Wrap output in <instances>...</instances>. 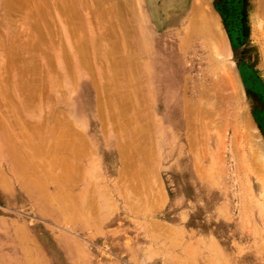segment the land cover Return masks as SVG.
<instances>
[{"label":"rangeland","instance_id":"374dc122","mask_svg":"<svg viewBox=\"0 0 264 264\" xmlns=\"http://www.w3.org/2000/svg\"><path fill=\"white\" fill-rule=\"evenodd\" d=\"M4 1L12 3L9 12L4 8ZM53 1L0 0V40L4 41L0 46L6 47V50L0 49L1 76L18 74L16 68L22 62L17 63L19 58L14 56V48L25 40L20 32L22 28L32 27V22H28L34 21L31 15L37 14V21L48 13L40 26L44 31L52 27L46 25L48 19V23H54L45 42L49 46L43 45L44 50L39 53L47 65L48 75L34 83L32 95L29 92L28 96L22 95L21 89L15 92L10 76L6 78L10 79L8 84L0 81V85L4 83V87L0 86V264H264V18L256 15L255 1ZM196 3L204 6L203 12L212 23V32L206 27L205 36L194 32L197 28L191 35L184 32L189 30L187 26L193 27L194 21L199 29L204 25L205 20L193 16ZM64 14L69 16L64 17ZM71 17L76 23L66 19ZM74 17L78 18L74 20ZM120 19L125 20L126 27L132 31L127 35L131 37L123 39L131 43L126 48H121L119 42L121 31L118 32L117 23ZM112 27L114 31L110 30ZM78 28L81 31H77ZM214 29L223 32L226 42L218 40ZM91 38L99 42L93 47L95 52L91 48L86 54L87 61L91 59L94 65L86 63V58L80 63L77 45ZM106 49L111 51L105 54ZM98 51H105L104 56ZM65 53L71 54L70 66L69 55L66 58ZM105 57L110 59L105 60ZM71 66L73 69L69 68ZM109 69L112 77L118 74L117 79L125 82L111 78L106 72ZM128 70L134 72L133 79ZM69 72L76 75V79L74 75V79L71 78ZM106 74L116 81L111 85L115 84L116 90L113 89L120 93L115 94L112 87L108 89L104 85L109 83L108 77L103 78ZM92 78L97 79L103 89L106 87L108 93L114 92L108 102L107 92L104 94L102 86ZM94 84L97 91L101 89L100 99L105 95L101 101ZM38 90H41L40 95ZM132 91L137 97L130 94ZM127 95L133 102L131 105ZM111 97L116 98L119 108L123 102L133 107L138 102L139 112L133 111V107L128 108L132 110L128 112L130 110L124 106L120 112L126 109L127 112L119 113L117 105L110 107V103H115ZM98 106L103 111L97 109ZM106 106L112 110L105 109ZM58 108L59 114L63 111L67 114L63 113L65 120H62L63 114H55ZM113 109L119 114H113ZM100 112L104 113L103 117L98 116ZM115 114L116 120L123 114L119 123L116 121L118 125L113 121ZM132 115H136L135 121ZM143 116L148 117L142 121ZM122 117L128 120L123 121ZM129 117L133 124H128ZM139 117L142 119L138 120ZM120 120L127 124L123 125ZM29 123H34V127ZM65 124L71 125L70 131ZM120 124L126 131L116 129ZM62 127H66L68 136L73 138H68ZM22 129L28 132L25 134ZM60 135H64L65 140ZM56 137L64 140L63 147L60 146L63 149L56 147L57 151L54 150L59 141ZM68 139L75 143L71 144L74 151L70 153L67 150L72 147ZM123 139L129 142H122ZM47 140L54 142H49L48 147ZM81 143L87 148L82 147L78 152ZM44 147L49 148L43 151L47 160L41 152ZM39 152L44 157L41 158ZM130 152L131 155H127ZM43 159L48 164L51 161V166ZM38 166L55 173L41 171ZM46 178L50 181H45ZM62 190L71 196L65 198Z\"/></svg>","mask_w":264,"mask_h":264},{"label":"bare ground","instance_id":"6f19581e","mask_svg":"<svg viewBox=\"0 0 264 264\" xmlns=\"http://www.w3.org/2000/svg\"><path fill=\"white\" fill-rule=\"evenodd\" d=\"M63 1L65 2V0H62V2H63ZM194 1H196V0H194ZM254 1H255V9H254V11L256 12V15H258V16H262V17L264 18V0H254ZM4 2H5V7H4V8H5V10H6V8H7L6 11L9 12V9L11 8L12 3H11V2H7V1H4ZM18 2H19V0H18ZM21 2H22V1H21ZM53 2H55V0H54ZM62 2H61V3H62ZM72 2H73L72 5L75 6V5H74V1H72ZM72 2H71V3H72ZM86 3H87V2H86ZM20 4H21V3H20ZM41 4H42V3H41ZM59 4H60V3H59ZM62 4H64V3H62ZM196 4H197V7L194 8V14H195V15H193V16H196L197 18H201V20L203 19L202 21L205 20V21H204V25H203V27L200 26V29H199V27L197 26V22L194 21V22H193V27L190 29V27L187 26V28H189V30H185L184 32L186 33V31H187V34H190V35H191L190 32H193V30L197 28V31L195 30L194 32H198V33L201 32V33L204 35L205 32H206V29H207L206 27H209L210 31L212 32V30H213V28H211V26H212L211 24H212V23H210V21L207 20V18H206V17H207V16H206V13L203 12L204 6H203L202 4H200V3H199V4L196 3ZM21 5H22V4H21ZM86 5H87V4H86ZM3 6H4V5H3ZM64 6H68V5H64ZM64 6H63V8H64ZM194 6H196V5H194ZM9 7H10V8H9ZM53 7H54V6H53ZM54 8H55V7H54ZM61 8H62V7H61ZM63 8H62V9H63ZM65 8H66V10H67V7H65ZM65 8H64V9H65ZM13 9H14V8H13ZM17 9H18V8H17ZM64 9H63V10H64ZM74 9H75V8H74ZM191 9L193 10V6L191 7ZM10 10H11V9H10ZM23 10H24V9H23ZM35 10H37L36 7H35ZM69 10H70V9H68V11H69ZM75 10H76V9H75ZM76 11H77V10H76ZM76 11H74V12H76ZM64 12H65V11H64ZM70 13H71V10H70L69 14H70ZM76 13H78V11H77ZM76 13H74V14H76ZM190 13H191V12H190ZM196 13H197V14H196ZM6 14H7V13H6ZM10 14H11V12H10L8 15H10ZM29 14H30V13H29ZM31 14H32V13H31ZM31 14H30V15H31ZM33 14H34V13H33ZM35 14H36V13H35ZM46 14H48V13H46ZM46 14H44V15H46ZM66 14H67V12H66ZM122 14H123V13H122ZM12 15H13V14H12ZM18 15H19V14H18ZM30 15H29V17H30ZM36 15H37V14H36ZM36 15H35V16H36ZM42 15H43V13H42ZM44 15H43V16H44ZM118 15H119V14H118ZM35 16L33 17V16L31 15V17L34 19V21H33V20H31V21L29 20V21H28V22H32V27H31L30 29L27 28V27H26V28H22V29H24V30L20 31V32L22 33V35L25 36V38H24L25 40H23V43L20 44V45H18V46L15 47V48L12 46V47L15 49L14 56L17 57V58H19V61L17 60V63H18V62H22L20 65H19V64L17 65L18 68H16V69H18V70H17V71H18V72H17L18 74H16V76H14V77H11L10 75H7V76H6V75H5V76H1V74H0V81H1V82H3V81H4L5 83L9 82L8 80H10V79H6V78H7L8 76H10V78H12L10 81L14 82V84H15V89H14V91L17 92V90H20V89H21V93H22V95H23V94L25 95V93H26L27 96H28V93H27V92H29V93L31 94L33 91H35V90H34V83H38V82L42 81V79L48 75V73L46 72V71H47V65H46V63H45L44 61H42V60H43V57H42V56H39V53H42V49H43L42 46H43V45L45 46V44H46L45 42L47 41V38L50 37L49 34L51 35V32H50L51 28H54V27H53V26H54V23H53L52 25H51L52 21H51V23H48V22H49V19L47 18L48 21H46V25L49 26L48 24H50V26H52V27L49 26V27H50V30H49V27H48V29L46 28V29L49 30V31H44V30H42V29L40 28V26H42V25H41V22H42V19L44 20V18H43V16H41V18H40L39 20H38V18H37V21H35ZM63 16H64V17H68L69 15L65 16V14H64ZM72 16H74V15H72ZM76 16H77V15H76ZM44 17H45V16H44ZM78 17H79V15H78ZM78 17H77V18H78ZM196 17H194V18H196ZM19 18H22V17H19ZM19 18H18V19H19ZM23 18H24V17H23ZM54 18H55V17H54ZM56 18H57V16H56ZM74 18H75V17H74ZM77 18H75L74 20H76ZM190 18H191V17H190ZM192 18H193V17H192ZM194 18H193V19H194ZM14 19H15V18H14ZM24 19H25V18H24ZM66 19H67L68 21H70L69 19L72 20V17H71V18H66ZM193 19H191V21H192ZM21 20H22V19H21ZM26 20H28V18H27ZM51 20H52V19H51ZM120 20H121V19H120ZM120 20H119V22L117 23V24L119 25V27H118L119 29L117 28V29H118V32H119V30L121 31V32H119L120 36H118V37H121V39H120L121 41H119V42L121 43V44H120L121 48H122V47L124 48V46H125V48H126V46L129 45V44H131V43H128V42H126V41L123 40V39H124L125 36L128 35L129 32L132 33V31H130L131 29L129 30L128 27H126V26H127V23H126L125 20H121V21H120ZM261 20H262V19H261ZM44 21H45V20H44ZM72 21H73V20H72ZM207 21H208V22H207ZM24 22H27V21H24ZM24 22H23V23H24ZM73 22H74V21H73ZM262 22H263V23H262V27H263V29H264V21H262ZM74 23H76V22H74ZM111 23H112V22H111ZM111 23H110V24H111ZM115 23H116V22H115ZM115 23H114V24H115ZM206 23H207L208 25H207ZM28 24H29V23H27L26 25H28ZM44 24H45V23H44ZM81 24H82V23H81ZM81 24H80V25H81ZM117 24H116V26H118ZM24 25H25V24H24ZM46 25H44V26H46ZM187 25H188V24H187ZM113 26H114V25H113ZM189 26H190V25H189ZM67 27H68V25H67ZM77 27H78V26H77ZM80 27L82 28V25H81ZM93 27H94V26H93ZM110 27H111V26H110ZM184 27H185V26H184ZM108 28H109V27H108ZM205 28H206V29H205ZM31 29H32V30H31ZM70 29H72V27H71ZM73 29H74V28H73ZM78 29H79V28H78ZM78 29H76V30H77V31H81L80 29H79V30H78ZM114 29H115V28H114ZM183 29H184V28H183ZM198 29H199V31H198ZM211 29H212V30H211ZM261 29H262V28H261ZM58 30H59V28H58ZM82 30H83V29H82ZM104 30H105V29H104ZM106 30H107V28H106ZM110 30H113V27L110 28ZM115 30H116V29H115ZM214 30H215V29H214ZM34 31H35V33H34ZM73 31H75V30H72L71 32L73 33ZM107 31H108V30H107ZM113 31H114V30H113ZM116 31H117V30H116ZM116 31H115V32H116ZM55 32H56V31H54V33H55ZM59 32H60V30H59ZM59 32H57V33H59ZM75 32H76V31H75ZM82 32H84V31H82ZM82 32H81V33H82ZM188 32H189V33H188ZM194 32H193V34H194ZM207 32H209V30H208ZM54 33H52L53 35H52L51 37L54 36ZM57 33H56V34H57ZM61 33H62V32H61ZM109 33H110V31H109ZM215 33L217 34V36H218V38H219L218 40H220L221 43L226 42V38H225V35H223V32H221L219 29H217V30H215ZM74 34H76V33H74ZM78 34H79V33H78ZM84 34H85V33H84ZM84 34H83V36H86V34H85V35H84ZM91 34H92V33H91ZM187 34H186V36H187ZM17 35H18V34H17ZM79 35H80V34H79ZM100 35H101V34H100ZM113 35H114V34L112 33V36H111V33H110V36H111V37H113ZM116 35H118V34H116ZM190 35H189V36H190ZM207 35H210V34L208 33ZM7 36H8V35H7ZM20 36H21V35H20ZM23 36H22V37H23ZM77 36H78V35H77ZM77 36H75V38H77ZM103 36H104V35H103ZM204 36H205V35H204ZM78 37H79V36H78ZM80 37H82V36L80 35ZM80 37H79V38H80ZM99 37H100V36H99ZM99 37H98V39H99ZM127 37H131V36L129 35V36H127ZM187 37H188V36H187ZM201 37H202V36H201ZM53 38H54V37H53ZM75 38H74V39H75ZM83 38H84V37H83ZM106 38H107V37H106ZM113 38H114V37H113ZM115 38H117V37L115 36ZM202 38H203V37H202ZM1 39H2V38H1ZM12 39H13V38H12ZM12 39H11V41H12ZM95 39H96V38H95ZM102 39H103V37H102ZM111 39H112V38H111ZM53 40H54V39H53ZM100 40H101V39H100ZM103 40H104V39H103ZM103 40H102V41H103ZM107 40H108V39H105V41H107ZM185 40H186V39H185ZM214 40H215V39H214ZM2 41H3V40H0V42H2ZM20 41H21V40H20ZM58 41H59V40H58ZM73 41H74V40H72L71 42H73ZM76 41H77V40H76ZM102 41H100V42H102ZM109 41H110V39H109ZM123 41H125V42L123 43ZM127 41H128V40H127ZM51 42H52V41H51ZM55 42H56V41H55ZM55 42H54V43H55ZM61 42H62V41H61ZM115 42H118V41H115ZM119 42H118V43H119ZM207 42H208V41H207ZM3 43H4V41L2 42V44H3ZM77 43H78V42H77ZM77 43H76V45H77ZM82 43H83V45L81 44V42H80V45H79V44L77 45V46H79V48H78V53H79V54H78V55H79L80 58H81V59L79 58V61H80V60H83V59H85V58H86L85 60L87 61V60H88V57H87L86 54H87V53L89 54L88 51H89L91 48H93V47L96 48V46H94V45H95V43H98V44H99V42L97 41V39H96V41H95L93 38H91L90 41H88L87 39H84V40L82 41ZM111 43H112V42H111ZM118 43H117V44H118ZM61 44H62V43H61ZM107 44H108V43H107ZM115 44H116V43H115ZM115 44H112V46H114ZM123 44H124V45H123ZM203 44H204V43H203ZM74 45H75V44H74ZM1 46H2V45H1ZM1 46H0V47H1ZM46 46L48 47L49 45L46 44ZM55 46H56V45H55ZM100 46H101V44H100ZM108 46H109V44H108ZM112 46H110V47H112ZM118 46H119V45H118ZM56 47H58V42H57V46H56ZM66 47H68V46L66 45ZM74 47H76V46H74ZM97 47H98V46H97ZM115 47H116V46H115ZM129 47L133 48L132 46H129ZM3 48L6 50V47H4V46L1 47L0 49H3ZM102 48H103V47H102ZM116 48H117V47H116ZM116 48H115V49H116ZM4 49H3V50H4ZM93 49H94V48H93ZM118 49H120V48H118ZM10 50H11V49H10ZM43 50H44V49H43ZM75 50H76V49H75ZM97 50H98V49H97ZM97 50H96V52H97ZM108 50L111 51L110 49H106V50H105L106 52L104 51L105 54L107 53ZM128 50H130V48H129ZM222 50H223V49H222ZM225 50H226V49H224V51H225ZM66 51H67V49H66ZM76 51H77V50H76ZM123 51H126V50L123 49ZM68 52H69V51H68ZM94 52H95V49H94ZM99 52H100V51H98V53H99ZM104 52H102V53L104 54ZM212 52H213V51H212ZM226 52H227V51H226ZM44 53H45V52H44ZM102 53L100 52V54H99V55H101V57L104 56V55H102ZM108 53H109V52H108ZM112 53H114V52H112ZM222 53H223V52H222ZM5 54H6V52H5ZM11 54H12V53H11ZM25 54H26V55H25ZM65 54H66V58H67V57H68L67 55H69V54H67V53H65ZM95 54H96V53H95ZM228 54H229V52H228ZM7 55H8V54H7ZM73 55H74V54H73ZM99 55H97V56H99ZM107 55H108V54H107ZM123 55H124V54H123ZM3 56H4V54H3ZM8 56H9V55H8ZM46 56H47V55H46ZM46 56H45V57H46ZM63 56H64V55H63ZM97 56H95V58H97ZM108 56H109V55H108ZM127 56H129V55H127ZM127 56H126V57H127ZM130 56H131V55H130ZM226 56H227V55H226ZM6 57H7V56H6ZM70 57H71V54H70L69 57H68V58L70 59V61H68L69 63L67 62V60L65 61V62H66L65 65H66V66H67V63H68V65H69V64H71V62H72V61H71L72 58H70ZM106 57H107V56H106ZM106 57H105V58H106ZM138 57H139V56H138ZM210 57L212 58V54H210ZM227 57H228V56H227ZM8 58H9V57H8ZM75 58H76V56H74L73 59H75ZM99 58H100V57H99ZM117 58H118V57H117ZM121 58H122V57H121ZM129 58H130V57H129ZM131 58H133V57L131 56ZM64 59H65V58H64ZM103 59H104V58H103ZM108 59H110V57H109ZM108 59L106 58L105 60H108ZM122 59H124V58H122ZM215 59H216V57H215ZM6 60H7V59H6ZM45 60H47V59H45ZM49 60L51 61V59H48V61H49ZM100 60L102 61V58H101ZM105 60H103L102 62H104L105 65H107L108 63L106 64L107 61H105ZM124 60H125V59H124ZM140 60H141V59H140ZM8 61H9V60H8ZM8 61H6V62L9 63ZM13 61H14V59H13ZM15 61H16V60H15ZM53 61H54V60H53ZM53 61H52V62H53ZM86 61H85V62H86ZM90 61H91V59H89V61H87L86 63H88V62L90 63ZM97 61H98V60H97ZM97 61H96V62H97ZM132 61H133V60H132ZM143 61H146V60H143ZM213 61H214V60H213ZM6 62H5V65H8V64H6ZM82 62H83V61H82ZM85 62H84V63H85ZM129 62H130V61H129ZM134 62H136V61H133V63H134ZM216 62H217V61H216ZM17 63H16V64H17ZM80 63H81V61H80ZM86 63H85L84 65H86ZM91 63L93 64V62H91ZM91 63H90V64H91ZM97 63H98V62H97ZM97 63H96V64H97ZM117 63H118V62H117ZM130 63H131V62H130ZM130 63H128V65H129ZM217 63H219V62H217ZM9 64H10V63H9ZM16 64H15V65H16ZM47 64H48V63H47ZM55 64H57V63L55 62ZM90 64H89V65H90ZM113 64H114V62H113ZM124 64H125V62H124ZM131 64H132V63H131ZM214 64H215V63H214ZM50 65H51V64H50ZM50 65H49V66H50ZM81 65H82V64H81ZM84 65H83V66H84ZM93 65H94V64H93ZM54 66H55V65H54ZM69 66H70V65H69ZM72 66H73V64H72ZM72 66L69 67V68H72V69H73ZM87 66H88V65H86L85 67H87ZM114 66H115V64H114ZM114 66H110V68H114ZM116 66H117V65H116ZM55 67H57V65H56ZM55 67H54V68H55ZM85 67H84V68H85ZM128 67H130V66H128ZM4 68H7V66H5ZM8 68H10L9 65H8ZM8 68H7V69H8ZM50 68H52V66H50ZM69 68H68V69H69ZM102 68H103V67H102ZM116 68H118V67H116ZM10 69H11V68H10ZM53 70H54V69H53ZM53 70H52V71H53ZM66 70H67V69H66ZM85 70H86V69H85ZM101 70L103 71V69H101ZM106 70H107V69H106ZM106 70H105V71H106ZM55 71H56V70H55ZM73 71H74V70H73ZM73 71H72V72H73ZM92 71H93V70H92ZM92 71H91V72H92ZM109 71H110V69H109L108 71H106V72H108L109 74H111V75H110L111 78L116 77L115 79H116L118 82H120V81H119L120 78H119V80L117 79V75H118V74L115 75L114 72H113L114 76L112 77V73H110ZM130 71H132V70H130ZM130 71L128 70V74H129ZM67 72H68V71H67ZM91 72L89 71V73H91ZM111 72H112V71H111ZM5 73H6V74H7V73L9 74V72H5ZM73 73H75V71H74ZM73 73L71 74V73L69 72V74L71 75V78H73V77L76 76V75H74ZM125 73H126V72H125ZM130 73H131V72H130ZM133 73H134V72L131 73V74H132V76H131L132 79H133ZM103 74H104V73H101V75H103ZM109 74H108V75L106 74V76H103V78H104V77H108ZM17 75H18V76H17ZM36 75H40V77H37ZM56 75H57V74H56ZM58 75H59V74H58ZM73 75H74V76H73ZM72 76H73V77H72ZM53 77H54V76L52 75V78H53ZM55 77H56V76H55ZM60 77H61V75H60ZM60 77H59V78H60ZM69 77H70V76H69ZM76 77H77V76H76ZM76 77H75V79H76ZM96 77H97V76H96ZM8 78H9V77H8ZM59 78H58V79H59ZM108 78H109V80H108V81H109L108 86H107V83L104 84V85H106L107 88L109 87L108 89H110V88L112 87V90H114L113 88H115V90H116V86H115V84H114V85H111L112 83H115L116 81L113 80V81H114V82H113V81L110 79V77H108ZM54 79H55V78H54ZM73 79H74V78H73ZM98 79H99V78H98ZM105 79L107 80V78H105ZM113 79H114V78H113ZM56 80H57V79H56ZM71 80H72V79H71ZM92 80H94V79L92 78ZM110 80H111V81H110ZM57 81H59V80H57ZM94 81L96 82L97 79L94 80ZM94 81H93V83H94ZM1 82H0V83H1ZM21 82H22V85L20 86L19 83L21 84ZM111 82H112V83H111ZM121 82L123 83V82H125V81L122 80ZM121 82H120V83H121ZM134 82H135V81H134ZM134 82H132V83H134ZM97 83H98V85H100L99 82H96V84H97ZM102 83H104V82H102ZM132 83H130V84L132 85ZM3 84H4V83H2L0 86H2ZM7 84H8V83H7ZM11 84H12V83H11ZM11 84H9V86H10ZM45 84H46V83H45ZM96 84H94V88H95V89L97 88V87H95ZM109 84H110V85H109ZM130 84H129V85H130ZM5 85H6V84H5ZM17 85H19L20 88H19ZM40 85H42V84H40ZM58 85H59V84H58ZM58 85H57V86H58ZM134 85H135V84H134ZM136 85H137V84H136ZM44 86H45V85H44ZM100 86H102V85H100ZM100 86H99V87H100ZM114 86H115V87H114ZM122 86H123V85H122ZM124 86H127V85L124 84ZM3 87H4V85H3ZM3 87H1V90H2ZM6 87H7V86H6ZM10 87L12 88V86H10ZM39 87H40V86H39ZM42 87H43V86H42ZM47 87H48V86H47ZM106 87H104V88L106 89ZM134 87H136V86H134ZM44 88H45V87H44ZM48 88H49V87H48ZM59 88H60V85H59ZM74 88H75V87H74ZM100 88H101V87H100ZM132 88H133V86H132ZM3 89H4V88H3ZM97 89H98V88H97ZM97 89H96V91H97ZM102 89H103V86H102ZM105 89H103V90H104V91H103L104 94H105V92L108 93V91H109L108 89L105 91ZM136 89H137V87H136ZM4 90H5V89H4ZM6 90H7V89H6ZM8 90H9V89H8ZM8 90H7V93H8ZM42 90H43V89H42ZM44 90H45V89H44ZM99 90L101 91V89H99ZM99 90H98L97 92H99L100 95H98L99 93L96 92V93H97L96 95L98 96V97H97V96H96V97L100 99V96H101L102 94H101V92H100ZM115 90H114V91H115ZM133 90H134V88H133ZM36 91H37V90H36ZM118 91H119V90L115 91V94H116V92H118ZM2 92H3V90H2ZM15 92H14V95H15ZM18 92H19V91H18ZM38 92H39V90H38ZM40 92H41V90H40ZM40 92H39V95H40ZM110 92H111V91H110ZM110 92H109L108 94L106 93V95L108 96V99L106 100V102L109 101V97H110L112 94L114 95V92H113V91H112V92H113L112 94H110ZM123 92H126V91L123 90ZM3 93H4V92H3ZM19 93H20V92H19ZM34 93H35V92H34ZM62 93H63V92H62ZM62 93H61V94H62ZM119 93H120V91H119ZM121 93H122V92H121ZM128 93H130V92H128ZM134 93H135V91H134ZM134 93H133V91H132L130 94H133V95H134L133 97H137V96H135ZM30 94H29V95H30ZM42 94L44 95V93H42ZM104 94H103V96H102L103 98H101V99H104V96H105ZM130 94H129V95H130ZM19 95L21 96V94H19ZM26 95H25V96H26ZM31 95H32V94H31ZM39 95L36 94L37 97H38ZM129 95H127V99H128V96H129ZM15 96H16V95H15ZM15 96H14V98H15ZM36 96H35V97H36ZM117 96H119V94L116 95V98H117ZM37 97H36V98H37ZM41 97H42V96H41ZM43 97H44V96H43ZM133 97H132V98H133ZM10 98H11V97H10ZM30 98H32V97H30ZM97 98H96V99H97ZM111 98L114 99V100L116 99V98H113V97H111ZM119 98H120V96H119ZM122 98H123V96H122ZM124 98H125V95H124ZM124 98H123V101H124ZM15 99H16V98H15ZM27 99H28V97H27ZM42 99H44V98H41V100H42ZM51 99H52V98H51ZM62 99H63V98H62ZM99 99H97V100H99ZM101 99H100L99 101H101ZM105 99H106V97H105ZM112 99H110V100H112ZM117 99H118V98H117ZM130 99H131V98L129 97V99H128V103H130V105H131V103H133V102L129 101ZM133 99H134V98H133ZM28 100H29V99H28ZM37 100H38V98H37ZM114 100H112V101L115 102V103H113V104H111V103L109 104V103H108V104L110 105V107L112 106V108H113L114 104L117 105V107L119 108L118 103H117L118 101L116 102V100H115V101H114ZM119 100H120V99H119ZM121 100H122V99H121ZM136 100H137V99H136ZM43 101H44V100H43ZM53 101H54V98H53ZM123 101H120V103H122ZM16 102H17V101H16ZM45 102H46V101H45ZM50 102H52V101H49V103H50ZM104 102H105V100H104ZM106 102H105V103H106ZM110 102H111V101H110ZM134 102H135V100H134ZM30 103H31V102H30ZM36 103H37V102H36ZM105 103H103V105H104ZM124 103L126 104V102H123L122 107L125 106ZM15 104H17V103H15ZM22 104H23V102H22ZM25 104H26V103H25ZM33 104H34V102H33ZM101 104H102V103H99L98 105L102 107ZM108 104H106V105H108ZM18 105H19V104H18ZM23 105H24V104H23ZM28 105H29V104H28ZM35 105H36V104H35ZM38 105H39V104H38ZM47 105H48V104H47ZM126 105H127V104H126ZM132 105H133V104H132ZM137 105L139 106L138 102H137V104H136L134 107H133V106H125V108L127 107V109H128V108H131V109H132V107H133L132 110L134 111V110H137V109H136V108H137ZM26 106H27V105H26ZM33 106H34V105H33ZM49 106H50V105H49ZM61 106H62V105H61ZM99 106L97 107V109H100V110H101V107H99ZM120 106H121V105H120ZM51 107H52V104H51ZM106 107H107V108H106ZM106 107H105V109H111L109 106H106ZM117 107H116V109H117ZM122 107H120L119 109H117V110H119V113L127 112V109H126V111L122 112V110H123ZM19 108H20V107H19ZM37 108H38V107H37ZM103 108H104V107H103ZM114 108H115V106H114ZM121 108H122V110H121V112H120V109H121ZM125 108H124V109H125ZM134 108H135V109H134ZM116 109H115V110H116ZM17 110H18V108H17ZM58 110H59V108H58ZM111 110H112V109H111ZM111 110H110V111H111ZM113 110H114V109H113ZM115 110L112 112L113 114H114ZM128 110H130V109H128ZM132 110H130V111H128V112H131ZM20 111H21V113H22V110H21V109H20ZM20 111H19V112H20ZM61 111H62V110H61ZM101 111H103V109H102ZM140 111H141V110H140ZM19 112H18V113H19ZM59 112H60V110L58 111V113L56 112L55 114H59ZM97 112H98V111H97ZM116 112H118V111H116ZM116 112H115V113H116ZM137 112H139V111L137 110ZM142 112H144V111H142ZM142 112H141V113H142ZM48 113H51V112H48ZM52 113H53V112H52ZM63 113L65 114L64 111L61 112V114H63ZM119 113H118V114H119ZM61 114H59V116H61ZM64 114L61 116V117L63 118L62 120H65V119H64V118H65V117H64ZM99 114L102 115V114H104V113H103V112H100V113H98V116H99ZM116 114H117V113H116ZM116 114L112 116L114 119H113L112 117H111V119H113V121L115 120L114 123H115L116 121L119 123L118 120L121 119L120 117H121V115H123V114H121V115L118 117V118H119L118 120H116V118H117L116 116L118 115V114H117V115H116ZM134 114H135V113H134ZM145 114H146V113H145ZM145 114H144V116H146ZM66 115H67V114H65V116H66ZM138 115H139V114H138ZM20 116H21V115H20ZM20 116H19V117H20ZM45 116H46V115H45ZM135 116H136V115H135ZM135 116L132 115V118L135 117ZM141 116H142V115H141ZM144 116H143V117H144ZM0 117H2V116H0ZM9 117H10V116H9ZM14 117H15V116H14ZM100 117H101V116H100ZM102 117H103V115H102ZM102 117H101V118H102ZM104 117H105V115H104ZM115 117H116V118H115ZM124 117H125V116H124ZM147 117H148V116H147ZM147 117H144V119H142V118L139 117L140 119H138V120H141V119H142V121H144ZM3 118H4V117H3ZM17 118H18V117H17ZM20 118H21V117H20ZM68 118H69V117H67L66 121L68 120ZM101 118H100V119H101ZM127 118H128V117H127ZM129 118H130V122L128 121V122H129L128 124H133L132 121H133V120L135 121V120L137 119V118L135 117V119L133 118L132 121H131V117H129ZM0 119H1V118H0ZM7 119H8V118H7ZM12 119H14V118H12ZM55 119H56V118H55ZM57 119H58V117H57ZM57 119H56V120H57ZM60 119H61V118H60ZM20 120H21V119H20ZM50 120H51V119H50ZM58 120H59V119H58ZM58 120H57V124H59V123L62 121V120H59V121H60V122H59ZM101 120L104 121L105 119H101ZM122 120H123V117H122ZM122 120H120V121H121L122 124H123V121H126V120H128V119H126V120L124 119L123 121H122ZM30 121H31V120H30ZM41 121H42V120H41ZM68 121H69V120H68ZM3 122H4V121H3ZM44 122H45V121H44ZM58 122H59V123H58ZM62 122H63V121H62ZM62 122H61V123H62ZM117 122H116V124L118 125ZM121 122H120V123H121ZM139 122H141V121H139ZM139 122H138V126L140 127ZM147 122H148V125H149V124H150L149 121H146V124H147ZM189 122H190V120H189ZM0 123H2V121H1ZM14 123H16V122H14ZM17 123H18V122H17ZM34 123H35V122H34ZM34 123H32V125H33ZM38 123H39V122H38ZM102 123H103V122H102ZM125 123H126V122H125ZM136 123H137V121H136ZM136 123L134 124V127L137 126ZM4 124H5V122H4ZM12 124H13V123H12ZM23 124H24V123H23ZM23 124H21V125H23ZM26 124H27V123H26ZM29 124L31 125V123H29ZM42 124L44 125V123H42ZM48 124H49V123H48ZM54 124H55V123H54ZM62 124H63V123H62ZM126 124H127V123H126ZM126 124H123V125H126ZM144 124H145V123H144ZM18 125H19V124H18ZM27 125H28V124H27ZM30 125H29V126H30ZM32 125H31V128H32ZM37 125H39V124H37ZM45 125H46V124H45ZM65 125H66V124H65ZM67 125H68V124H67ZM67 125H66V126H67ZM1 126H2V125H1ZM55 126H56V128H57V125H54V128H55ZM58 126H59V125H58ZM63 126H64V125H63ZM68 126H69V125H68ZM68 126H67V127H68ZM70 126H71V125H70ZM70 126H69V128H67L68 130L70 129ZM73 126H74V125H73ZM127 126H129V125H127ZM142 126H143V124H142ZM149 126H150V125H149ZM3 127H4V126H3ZM33 127H34V125H33ZM40 127H41V126H40ZM121 127H122V128H121ZM134 127H133V129L136 128V127H135V128H134ZM144 127H145V125H144ZM146 127H147V126H146ZM21 128H22V127H21ZM56 128H55V129H56ZM62 128H64V127H62ZM118 128H119L120 130L123 129L124 131H126V130H125V127H124V126H121V124H120L116 129H118ZM126 128H127V127H126ZM140 128H141V127H140ZM39 129H40V128H39ZM64 129H65V130H64V134H65V132L67 131V130H66V127H65ZM71 129H72V128H71ZM119 129H118V130H119ZM136 129H137V128H136ZM15 130H16V129H15ZM20 130H21V129H20ZM73 130H74V129H73ZM22 131H24V130L22 129ZM25 131H26V130H25ZM25 131H24V133H25ZM30 131H31V130H30ZM30 131H29V132H30ZM32 131H33V130H32ZM40 131H42V130H40ZM40 131H39V132H40ZM69 131H70V130H69ZM69 131H68V132H69ZM128 131H130V130H128ZM135 131H136V130H135ZM135 131H134V132H135ZM27 132H28V131H27ZM27 132H26V133H27ZM33 132H35V131H33ZM51 132H53V131H51ZM68 132H66V133H67L66 136H68ZM20 133H21L22 136H24V135L22 134L23 132H20ZM26 133H25V134H26ZM59 133H60V132H59ZM124 133H125V132H124ZM40 134H41V133H40ZM40 134H39V135H40ZM125 134H127V133H125ZM21 135H20V138H21ZM71 135H73V134L71 133ZM78 135H79V134H78ZM10 136H11V135H10ZM30 136H31V134H30ZM47 136H48V135H47ZM60 136H63V139H64V135H60ZM75 136H76V135H75ZM123 136H125V135H123ZM18 137H19V136H18ZM25 137H26V136H25ZM34 137H35V136H34ZM58 137H59V136H58ZM69 137L71 138L72 136H70V134H69L68 138H69ZM76 137H77V136H76ZM80 137H81V136H80ZM150 137H151V136H149V138H148L149 141H150ZM12 138H13V137H12ZM12 138H10V139H12ZM36 138H37V137H36ZM51 138H52V137H51ZM56 138H57V137H56ZM60 138H61V137H60ZM72 138H73V137H72ZM145 138H146V137H145ZM30 139H31V138H30ZM57 139L59 140V141L56 140L57 143L59 142V143H58V146H56L57 143H56V145H54V146H55V147H54V148H55L54 150H56V151L58 150V149H56V147H60V146H62L61 144L64 143L63 141L65 140V139H64V140L61 139V140H62V142H61V140H60L59 138H57ZM66 139H67V138H66ZM79 139H80V138H79ZM82 139H83V138H82ZM85 139H86V138H85ZM143 139H144V138H143ZM151 139H152V138H151ZM25 140H26V139H25ZM34 140H35V139H34ZM42 140H43V139H41L40 141H42ZM123 140H124V141H123ZM123 140H122V142H125L127 139H126V140L123 139ZM131 140H132V138H131ZM4 141H5V140H4ZM9 141H11V140H9ZM22 141H23V140H22ZM47 141H48V142H47V146L50 145V144H53V142H54V141H49V140H47ZM68 141H69V139H68ZM72 141H73V139H72ZM83 141H84V140H82V142H83ZM127 141L129 142V140H127ZM127 141H126V142H127ZM11 142H12V141H11ZM49 142H50V144H48ZM51 142H52V143H51ZM66 142H67V140H66ZM70 142H71V141H69V143H70ZM74 142H75V140H74ZM76 142H77V141H76ZM126 142H125V143H126ZM128 142H127V143H128ZM143 142H144V141H143ZM37 143H38V142H37ZM39 143H40V142H39ZM45 143H46V142H45ZM45 143H44V144H45ZM77 143H78V142H77ZM125 143H124V144H125ZM131 143H132V142H131ZM145 143H146V142H144V144H145ZM29 144H30V143H29ZM41 144H42V142H41ZM41 144H39V145H41ZM54 144H55V143H54ZM71 144H72V143H70V145H69L70 147H72L75 143H73L72 146H71ZM139 144H140V143H139ZM139 144H138V145H139ZM25 145H26V144H25ZM67 145H68V143H67ZM77 145H78V144H77ZM80 145H81V147H79V150L77 149L78 152H80V148H82V147H86V145H85V146H84V145L82 146V143H81ZM122 145H123V144H122ZM126 145H127V144H126ZM133 145H134V144H133ZM44 146H46V144H45ZM64 146L66 147L65 144H64ZM128 146H131V145L129 144ZM40 147H41V146H40ZM48 147H49V146H48ZM62 147H63V146H62ZM62 147H60V148H62ZM65 147H64V149H65ZM75 147H76V146H75ZM123 147H124V146H123ZM131 147H133V146H131ZM131 147H130V148H131ZM42 148H43V147H42ZM44 148H45V147H44ZM46 148H47V147H46ZM46 148H45V150H42V149L40 148L42 151H41V150H39V151H41L42 153H43V151H44V153H45ZM51 148L53 149V146H52ZM86 148H87V147H86ZM133 148H137V149H138V147H133ZM139 148H140V146H139ZM37 149H39V148H37ZM47 149L49 150V148H47ZM62 149H63V148H62ZM68 149H69V150H67L68 152H69L70 150H71V151H74V148H73V147H72V149H70V148H68ZM75 149H76V148H75ZM124 149L126 150V148H124ZM142 149H143V148H142ZM35 150H36V149H34L33 152H34ZM54 150H52V151H54ZM81 150H82V149H81ZM139 150H140V149H138V151H139ZM56 151H55V152H56ZM59 151H60V150H59ZM67 151H66V152H67ZM83 151H84V150H83ZM87 151H88V149H87ZM122 151H124V150L122 149ZM128 151H132V150H128ZM16 152H17V151H16ZM16 152H15V153H16ZM31 152H32V151H31ZM36 152H37V151H36ZM36 152H34V153L36 154ZM41 152H39V153H41ZM50 152H51V151H50ZM50 152H49V153H50ZM78 152H77V153H78ZM39 153H38V155H40ZM42 153H41V158L45 156V154L43 153V154H44V156H43ZM69 153H70V152H69ZM71 153H72V152H71ZM73 153L75 154V152H73ZM81 153H82V151H81ZM124 153H125V151L123 152V154H124ZM138 153L141 154V153H142V150H140V152H138ZM138 153H137V154H138ZM52 154H53V153H52ZM78 154H79V153H78ZM30 155H31V154H30ZM38 155H37V156H38ZM49 155H50L52 158H53V156H54V155L52 156L51 153H50ZM70 155H71V154H70ZM125 155H126V153H125ZM125 155H122V156H125ZM127 155H131V152H130V154H127ZM132 155H133V154H132ZM16 156H17V155H16ZM25 156H26V155H25ZM28 156H29V155H28ZM50 156L48 157L49 160H50ZM55 156H56V154H55ZM62 156H64V158L66 157L64 154H63ZM62 156H61V157H62ZM68 156H69V155H68ZM79 156H80V154H79ZM18 157H19V156H18ZM127 157H128V156H127ZM135 157H136V156H135ZM138 157H140V156L138 155ZM25 158H27V160H29L28 157H25ZM31 158H32V157H31ZM38 158L41 160L40 157H38ZM38 158H36L35 160L38 161V163H40L39 160H37ZM46 158H47V155L44 157V159H46ZM52 158H51V159H52ZM56 158H57V157H56ZM132 158H133V157H132ZM132 158H131V160H130V158H129V160L132 161V160H133ZM18 159H19V158H18ZM20 159H21V158H20ZM44 159H43V161H45ZM61 159H63V158H61ZM61 159H60L59 161H61ZM67 159H68V157H67ZM122 159H123V160H124V159L126 160V157H124V158H122ZM127 159H128V158H127ZM46 160H47V159H46ZM70 160L72 161V159H70ZM18 161H19V160H18ZM20 161H22V160H20ZM43 161H42V162H43ZM51 161H53V159H52ZM51 161H50V162H51ZM56 161H57V160H56ZM130 161H129V162H130ZM133 161H134V160H133ZM133 161H132V163H133ZM136 161H137V160H136ZM22 162H24V161H22ZM27 162H30L31 164H33L32 161H27ZM33 162H34V160H33ZM42 162H41V164H42ZM45 162H47V165L50 164V166H51V163H52V162H51V163L49 162V164H48V161H45ZM45 162H44V165H43V164H42V165L46 167L47 165L45 164ZM62 162H63V160H62ZM126 162H127V160H126ZM19 163H20V162H19ZM38 163H37V164H38ZM54 163H55V161H53V164H54ZM63 163H67V161L65 162V160H64ZM130 163H131V162H130ZM134 163H135V162H134ZM138 163H139V162H138ZM31 164H30V165H31ZM34 164H35V163H34ZM34 164H33V165H34ZM41 164H38V165H41ZM53 164H52V165H53ZM60 164H61V166H62V163H61V162H60ZM56 165H57V164H56ZM67 165H68V164H67ZM74 165H75V164H74ZM74 165H73V166H74ZM122 165H123V164H122ZM131 165H132V164H130V166H131ZM135 165H136V163H135ZM50 166H47V168L50 167ZM61 166H58V167H61ZM63 166H64V165H63ZM68 166H69V165H68ZM133 166H134V165H133ZM31 167H33V166H31ZM39 167H40V166H38V169H40ZM45 167H42L40 170L43 171L42 169H44ZM52 167H53V166H52ZM70 167H71V166H70ZM137 167H138V166H137ZM140 167H141V165L139 166V168H140ZM50 168H51V167H50ZM54 168L57 169V166L53 167V169H54ZM121 168H122V169H127V168H124L123 166H122ZM129 168H130V167H129ZM139 168H138V169H139ZM38 169H37V170H38ZM61 169H62V168H61ZM73 169H75V168H73ZM119 169H120V168H119ZM133 169H134V168H133ZM138 169H137V170H138ZM51 170H52V169H51ZM51 170H50V172H49V171H45V169H44V171H45V172H48V173H51L52 171L54 172V170H52V171H51ZM137 170H135V171L137 172ZM140 170H141V168H140ZM65 171H66V170H65ZM138 171H139V170H138ZM61 172H62V171H61ZM119 172H120V170H119ZM128 172H129V170H128ZM132 172H133V171H132ZM43 173H44V172H43ZM43 173H42V174H43ZM54 173H55V172H54ZM56 173H57V172H56ZM123 173H124V172H123ZM137 173H138V172H137ZM59 174H61V173H59ZM45 175H47V173H46ZM39 176H40V175H39ZM58 176H59V175H58ZM58 176H57V177H58ZM64 176H65V175H64ZM40 177H41V176H40ZM45 177H46V176H45ZM51 177H52V176H51ZM59 177H60V176H59ZM62 177H63V176H62ZM41 178H42V177H41ZM41 178H40V179H41ZM47 178H49L48 175H47ZM47 178L44 179V180H45V181H46V180H49V179H47ZM54 179H55V178H54ZM54 179H53V180H54ZM57 179H58V178H57ZM60 179H61V178H60ZM65 179H66V177H65ZM42 180H43V179H42ZM40 181H41V180H40ZM45 181H43V183H44ZM49 181H50V180H49ZM50 183H51V182H50ZM52 183H53V181H52ZM34 184H35V183H34ZM54 184H55V183H54ZM37 185H38V184H37ZM38 187H39V186H38ZM43 192H45V190H44ZM61 192H64V191L62 190ZM45 193H46V192H45ZM45 193H43V194H45ZM67 193H68V192H67ZM63 194H64V197H65L66 192H64ZM58 195H59V194H58ZM67 195H68V194H67ZM67 195H66L65 198H67ZM68 196H71V195H68ZM51 197H52V195H51ZM56 198H59V197H56ZM60 198H61V197H60ZM62 198H63V197H62ZM70 198H71V197H70ZM53 199H54V198H53ZM63 199H64V198H63ZM86 202H87V200H86ZM53 204H54V203H53ZM70 207H71V206H70ZM71 208H72V207H71ZM153 222H154V221H153ZM151 223H152V222H151ZM152 224H153V223H152ZM29 258H30V257H29ZM34 259H36V258H34ZM33 261H34V260H33ZM31 263H32V262H31ZM35 264H36V263H35Z\"/></svg>","mask_w":264,"mask_h":264}]
</instances>
